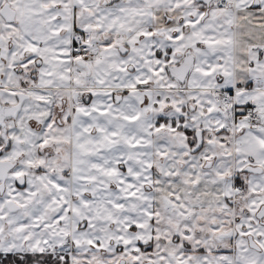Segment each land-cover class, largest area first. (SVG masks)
Returning <instances> with one entry per match:
<instances>
[{"label": "snow or ice", "instance_id": "1", "mask_svg": "<svg viewBox=\"0 0 264 264\" xmlns=\"http://www.w3.org/2000/svg\"><path fill=\"white\" fill-rule=\"evenodd\" d=\"M0 264H264V0H0Z\"/></svg>", "mask_w": 264, "mask_h": 264}]
</instances>
